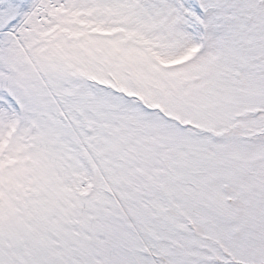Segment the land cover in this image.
I'll list each match as a JSON object with an SVG mask.
<instances>
[{
    "label": "snow or ice",
    "instance_id": "6c2138e0",
    "mask_svg": "<svg viewBox=\"0 0 264 264\" xmlns=\"http://www.w3.org/2000/svg\"><path fill=\"white\" fill-rule=\"evenodd\" d=\"M0 264H264V0H0Z\"/></svg>",
    "mask_w": 264,
    "mask_h": 264
}]
</instances>
